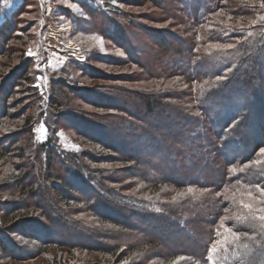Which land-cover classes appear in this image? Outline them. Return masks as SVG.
I'll return each mask as SVG.
<instances>
[{"label":"trees","instance_id":"16d2710c","mask_svg":"<svg viewBox=\"0 0 264 264\" xmlns=\"http://www.w3.org/2000/svg\"><path fill=\"white\" fill-rule=\"evenodd\" d=\"M215 7L211 6L209 13ZM90 10L102 12L100 9ZM107 18V25L110 26L103 32L123 42L119 35L122 22L130 25L131 19L127 20L125 15L115 10ZM193 19L196 21L193 29L198 28V18ZM199 24L202 27V23ZM11 28L3 23L0 37L11 34ZM212 29L214 31L209 30L202 35V39L196 29L190 31V38L181 33L174 35L172 41L155 43L162 51L149 62L153 65L151 68L144 64L147 59L141 56L139 47L129 49L132 55L135 51L139 52L137 62L144 69V79L150 77L157 80L175 73L189 83L192 90L186 98L184 94L159 89L148 91V94L113 90L106 94L107 100H99L91 94L85 97L88 105L102 110L114 109L118 114L110 117V120L120 124L111 136L115 139L114 144H107L106 136L100 131L96 133L85 126V132L95 134V139L117 154L121 164L129 165L128 178L143 182L151 190L170 186L175 191L198 190L200 193L197 194L201 196H182L175 203L164 206L162 201L152 197L141 199L138 195L124 194L109 186L118 184L122 177L107 176V171L93 170L86 164L83 169L85 193L82 194L68 185L56 167L63 165L66 157L71 161V167L81 165L83 158L91 162L89 154H60L50 140L36 147L26 143L25 146L16 145L21 148L18 150L20 158L28 150H34L33 154L20 167L17 166L19 174L7 180V185H2L6 187L0 189L10 193L19 190L20 203L0 206L1 224L6 225L8 220L5 216L12 211L24 209L28 212L33 209L34 205L30 207L33 201L35 205L50 203L52 197L46 195V184L50 182L52 193L58 194L64 205L72 203L77 206L83 200L85 214L96 217L104 225L86 224L84 229L76 221L66 223L73 216L66 210L68 205L57 207L54 213H49L48 206L41 207L37 211H41L43 217L56 214L59 220H64L58 226L66 228L69 225L71 230H85L83 240L79 238L74 243L71 237L63 238L59 233L55 234L56 240L45 241L48 245L54 244L67 251L79 249L120 254L122 257L126 254L130 258L129 264H176L179 259L183 260L181 264H209L210 246L216 243L214 264H264V221L259 219L264 215L261 211L264 209V154L260 153L264 149V41L259 40L255 47L242 55L226 49L230 44L229 37L222 30ZM94 32L102 33L97 29L90 30V33ZM91 55L92 58L88 57L90 61L100 59L93 53ZM27 62L24 61L23 75L16 78V83L29 76ZM76 65L75 70L77 67L85 68V75L91 71L87 65ZM195 85L200 88L194 91ZM63 87L69 90L70 96L76 94L70 86ZM205 87L204 95L199 93ZM114 96H117V103L110 101ZM167 98H180L185 105L182 107L176 102H168ZM71 106V100L59 91L55 98V114H60L63 107ZM8 112V108L2 111L3 114ZM143 137L145 139L139 142ZM127 145L134 148L132 152L124 149ZM10 146L7 143L0 151L6 152ZM59 155L65 156V159L61 160ZM36 180L40 181L38 185ZM55 184L64 187L74 197L66 199L58 193ZM161 195L168 194L163 192ZM61 202H55V205ZM152 205L156 208H150ZM243 205H250V208ZM76 206L69 209L80 211ZM181 223H185L187 233ZM225 228L239 233V239H233L230 233L224 231ZM0 251H6L2 237Z\"/></svg>","mask_w":264,"mask_h":264},{"label":"rangeland","instance_id":"374dc122","mask_svg":"<svg viewBox=\"0 0 264 264\" xmlns=\"http://www.w3.org/2000/svg\"><path fill=\"white\" fill-rule=\"evenodd\" d=\"M211 6L216 7L209 13L208 9ZM87 8L100 9L102 12ZM114 10L125 15L127 20L131 19L130 25L122 22V31L119 35L124 43L103 32L110 26L107 25V15ZM196 17L198 28L193 29L196 23L193 18ZM3 23L11 26L13 31L11 28V34H6L4 38L0 37V91H3V95L0 94V148L7 143L12 146L6 152L0 151V189L6 187L2 185H7V180L19 174L17 166L20 167L34 152L28 150L21 159L18 152L21 148L16 145L25 146L28 143L36 147L50 140L60 154L86 153L92 159L90 162L83 158L81 165L71 167L69 165L71 161L66 157L63 165L60 167L57 165L56 169L66 178L74 191L85 193L83 169L86 164L90 169L107 171V176H121L122 180L118 184L109 186L116 187L124 194L138 195L141 199L152 197L162 201L164 203L162 205L169 206L179 197L194 195L200 191L194 189L175 191L170 186L151 190L143 182L128 178L129 165L121 164L117 154L110 151L109 147L103 146L93 134L100 131L106 136L107 144H114L115 139L111 136L115 129L120 128V124L110 120V117L118 114L114 109L102 110L88 105L85 97L91 94L96 95L99 100H107L106 94L113 90L143 91L144 94H148L151 90L159 89L184 94L186 98L187 93H191L192 90L189 83L175 73L157 80L150 77L144 79V69L141 63L137 62L140 58L139 52L135 51V55H132L129 49L139 47L141 56L147 59L144 64L151 68L153 65L149 62L162 51L159 44L155 43L172 41L174 35L181 33L190 38V31L196 29L202 36L209 30L214 31L212 29L214 27L215 31L222 30L223 34L229 37L230 44L225 47L226 49L230 48V51L235 50L243 55L249 48L255 47L259 40L264 41V0H0V26ZM199 23H202V27ZM83 24L86 26H82ZM94 29L102 33L100 35L90 33V30ZM93 37L100 39L96 40ZM202 38L203 36L200 39ZM92 53L100 59L90 61ZM26 60L29 61L27 62L29 76L26 80L16 83V78L23 75L22 66ZM77 63L87 65L91 71L85 75V68L77 67L75 70ZM13 73L16 75L13 76ZM63 85L70 86V90L76 94L70 96L69 90L62 88ZM199 88L197 85L193 87L194 91ZM205 89L206 87L199 93L203 92L204 95ZM59 91L62 96L71 100L73 106L63 107L60 114H55V98ZM116 97H112L110 101L117 103ZM167 101L176 102V105L182 107L185 105L180 98L176 100L167 98ZM137 106L136 104L135 108ZM4 108H8V114L2 113ZM135 108L132 110H136ZM85 126L93 129V132L90 131L93 135L85 132ZM249 132L253 133V130ZM144 139L145 137L140 138L139 142ZM124 149L132 152L134 148L127 145ZM59 157L61 160L65 159V156ZM35 182L37 185L40 183L38 180ZM46 185H48L46 195L52 197L53 201L50 203L53 204L35 205L33 201L30 207L32 208V205L34 207L28 212L24 209L16 210L5 216L8 220L6 225L1 224L0 214V237L4 240L6 249L3 253L0 251V264H129L130 258L126 254L123 257L116 254V258V255L79 249L67 251L54 244H46V240H56L55 234L59 233L63 238L71 237L74 243L79 238L80 240L85 238V230H71L69 225L66 228L58 226L64 220L61 218L59 220L56 214L43 217L42 212L37 211L48 206L49 213H54L57 207L68 205L59 200L58 194L52 193V183ZM56 186L58 193L66 199L74 197L67 193L64 187ZM163 192H167L168 195L162 196ZM19 196V190L12 193L0 190V206L18 205ZM55 202L61 203L55 205ZM84 204L81 200L77 206L72 203L68 205L66 210L70 211L69 214L73 213V216L70 217L71 221L68 220L66 223L76 221L84 229L86 224L103 226L99 219L85 214ZM75 206L80 211L73 212L69 209ZM150 208L156 206L152 205ZM23 217L28 219H21ZM184 224L180 225L186 232ZM215 244L210 246L209 264H214L215 261L214 254L217 251ZM182 261L179 259L175 263L181 264Z\"/></svg>","mask_w":264,"mask_h":264},{"label":"snow or ice","instance_id":"6c2138e0","mask_svg":"<svg viewBox=\"0 0 264 264\" xmlns=\"http://www.w3.org/2000/svg\"><path fill=\"white\" fill-rule=\"evenodd\" d=\"M93 39L99 40L100 37H93ZM29 55H31V53H29ZM260 153L264 154V149H261ZM189 191H191V189H189ZM262 194H264V193H262ZM262 203H264V201H262ZM243 207L250 208V205H243ZM261 211H264V209H261ZM259 219L264 220V215L260 216ZM224 231L230 233V235L233 237V239H239V233L232 231L231 228H225Z\"/></svg>","mask_w":264,"mask_h":264}]
</instances>
